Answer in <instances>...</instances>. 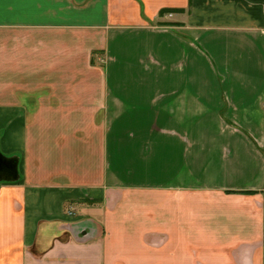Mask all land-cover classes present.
Returning a JSON list of instances; mask_svg holds the SVG:
<instances>
[{"label": "crops", "instance_id": "obj_1", "mask_svg": "<svg viewBox=\"0 0 264 264\" xmlns=\"http://www.w3.org/2000/svg\"><path fill=\"white\" fill-rule=\"evenodd\" d=\"M0 264H264V0H0Z\"/></svg>", "mask_w": 264, "mask_h": 264}]
</instances>
